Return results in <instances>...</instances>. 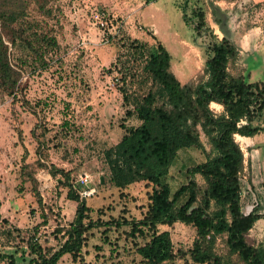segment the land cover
Wrapping results in <instances>:
<instances>
[{
	"label": "rangeland",
	"instance_id": "374dc122",
	"mask_svg": "<svg viewBox=\"0 0 264 264\" xmlns=\"http://www.w3.org/2000/svg\"><path fill=\"white\" fill-rule=\"evenodd\" d=\"M183 1L153 0L145 4L141 0H54L48 5V17L29 7L28 19L53 37L57 47L44 56V68L25 70L14 98L0 99V250L9 249L5 246L8 243L18 242L2 236L1 231L7 227L3 221L24 231L41 224L45 216L46 225L40 231L50 233L56 224L66 227L72 220L76 203L66 199L61 175L51 174L53 169L68 174L69 183L79 196L93 190L92 195L85 197L89 219L107 222L119 217L128 221L142 218L151 187L140 182L122 191L111 188L103 151L120 140L121 125H138L134 118L125 116L128 107L123 105L119 91L123 82L133 94H140L149 86L141 71V58L134 53L135 45L147 50L155 42L162 44L170 56L169 70L181 85H194L205 79L204 49L208 37L204 33L197 36L191 25L182 22L178 7ZM197 4L205 11L213 35L218 40L227 36L238 49L237 58L228 64V72L233 76L248 72L250 82L264 81V3L197 0ZM213 7L217 9L214 14ZM96 12L106 16L103 29L94 24L92 16ZM215 17L221 20L219 25L215 24ZM209 107L216 114L221 111L216 105ZM200 140L208 151L202 135ZM236 142L243 148L241 198L247 213L261 201V192L264 195L263 177L254 162L255 154L254 164L248 169L250 149L246 150L239 140ZM37 148L45 169L33 165ZM258 151L264 159V145ZM203 160L199 150L177 151L163 180L170 193L185 181V170ZM23 162L34 170L40 206L30 185L21 179ZM85 176L84 185L80 179ZM196 181L202 184L197 176ZM158 229L169 233L176 253L173 264H193L186 252L194 240V230L179 223ZM126 232L125 226L106 233L103 227L92 229L80 259L73 262L65 255L57 264H140L133 243L142 241L127 238ZM52 239L50 236L49 243L55 244ZM246 242L264 246V220L255 222ZM214 252L226 257L224 238H217ZM227 259L238 264L234 257Z\"/></svg>",
	"mask_w": 264,
	"mask_h": 264
},
{
	"label": "trees",
	"instance_id": "16d2710c",
	"mask_svg": "<svg viewBox=\"0 0 264 264\" xmlns=\"http://www.w3.org/2000/svg\"><path fill=\"white\" fill-rule=\"evenodd\" d=\"M52 1L0 0V99L14 98L25 70L44 68V56L57 47L53 37L28 19L31 6L48 17V5ZM141 1L148 4L153 0ZM189 4L190 0H184L178 7L182 22L191 25L197 36L204 33L208 37L204 49L205 79L194 85H181L169 70L170 56L162 44L155 42L147 50L135 45L134 53L141 58V71L149 86L142 93L133 94L123 82L119 91L123 105L128 107L125 116L134 118L138 125H121L120 140L103 151L111 188L122 191L140 182L151 187L142 218L128 221L119 217L107 222L89 219L85 198L71 186L68 174L53 169L51 174L61 175L66 199L76 203L72 220L66 227L56 224L50 233L40 231L46 225L45 216L41 224L24 231L3 221L7 227L1 231L2 236L18 242L8 243L5 246L9 249L0 250V263L57 264L65 255L76 262L92 236V229L103 227L106 233L125 226L127 238L142 241L133 243L140 264H173L176 253L169 233L158 228L179 223L194 230V240L186 252L193 264H231L227 257H234L238 264H264V246L246 242L255 222L264 220V205L258 201L249 212L243 210L244 160L234 138L264 133V81L250 82L248 72L237 76L228 72V64L237 58L238 49L227 36L218 40L213 35L197 0ZM212 10L214 14L217 9ZM214 22L219 25L221 20L215 17ZM212 103L221 107L220 113L210 109ZM201 135L208 151L200 140ZM189 148L199 150L204 160L187 168L185 181L170 193L163 180L177 151ZM35 153L33 165L45 169L39 148ZM20 176L30 185V192L40 206L32 165L23 162ZM50 236L55 244L49 243ZM221 237L227 249L226 257L214 252L216 240Z\"/></svg>",
	"mask_w": 264,
	"mask_h": 264
},
{
	"label": "crops",
	"instance_id": "0c3cea01",
	"mask_svg": "<svg viewBox=\"0 0 264 264\" xmlns=\"http://www.w3.org/2000/svg\"><path fill=\"white\" fill-rule=\"evenodd\" d=\"M246 1L249 4H252V5H257V4L264 3V0H246ZM211 105H216L217 107H220L219 105L214 104V103H212ZM234 138H235V141L239 140L241 142V145H243V147H245L246 150L250 149L248 158L246 159V162L249 165L248 169L251 168L252 164H254L252 162L254 160L253 159L254 158L253 154H255L254 155L255 156L254 162H256L258 167H259L260 176H261V178L263 177V184H264V159L261 158V155H260V153L258 151V147L260 145H264V133H261L259 135H255V136H253L251 138L239 137V136H235ZM240 149H241V151L243 153V148L240 147ZM263 184H262V187H263ZM260 200L262 201V203L264 205V195L262 194V192H261Z\"/></svg>",
	"mask_w": 264,
	"mask_h": 264
},
{
	"label": "built area",
	"instance_id": "2783aa9c",
	"mask_svg": "<svg viewBox=\"0 0 264 264\" xmlns=\"http://www.w3.org/2000/svg\"><path fill=\"white\" fill-rule=\"evenodd\" d=\"M92 19L94 21V24L98 26L99 28L103 29L106 25V16L103 12L99 13H94L92 16ZM80 181L82 182L81 184H86L87 182V177L85 176L83 179L81 178ZM93 194V190H87L83 191L82 194L80 195L82 198L89 197L90 195Z\"/></svg>",
	"mask_w": 264,
	"mask_h": 264
}]
</instances>
